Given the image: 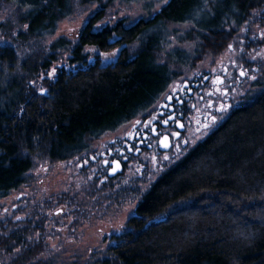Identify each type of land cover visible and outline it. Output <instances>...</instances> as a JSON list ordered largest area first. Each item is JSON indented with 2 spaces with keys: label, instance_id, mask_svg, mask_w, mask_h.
I'll use <instances>...</instances> for the list:
<instances>
[{
  "label": "trees",
  "instance_id": "1",
  "mask_svg": "<svg viewBox=\"0 0 264 264\" xmlns=\"http://www.w3.org/2000/svg\"><path fill=\"white\" fill-rule=\"evenodd\" d=\"M114 1L0 0V199L22 191L34 168L74 158L153 111L207 58L264 27V0H157L153 15L96 28ZM95 2L75 40L46 42L77 15L75 3L84 12ZM91 46L121 52L89 61ZM64 54L75 66L48 76ZM251 91L142 192L136 215L93 264H264V91ZM56 199H28L27 220L0 217V264L90 263L49 242L57 230L46 228V210L71 206Z\"/></svg>",
  "mask_w": 264,
  "mask_h": 264
},
{
  "label": "flooded vegetation",
  "instance_id": "2",
  "mask_svg": "<svg viewBox=\"0 0 264 264\" xmlns=\"http://www.w3.org/2000/svg\"><path fill=\"white\" fill-rule=\"evenodd\" d=\"M235 61L237 63H217L204 72L193 73L187 79L176 82L153 111L107 132L87 150L69 159L68 163L76 167V178L84 180V184L79 186L82 192L80 196H71L70 211L66 204L60 202V193L55 195L56 201L60 203L57 208L46 210L48 222L57 227L56 225L69 214L71 222L86 220L85 224H90L92 216L100 217L108 209V212H112L115 201L120 197L124 201L127 198L135 200L137 211L144 183L147 182L151 186L174 162L167 168L161 166L163 169L154 173L152 178H147L148 174L144 172V168L155 158L174 149L187 151L191 141L197 139L196 136L206 134L201 139L208 136L245 100L251 88H247L242 94L246 83L241 72L236 71V67L238 64L244 67L254 64L258 66V62L249 60L246 56L240 60L235 58ZM20 201L12 206L9 216H14L15 220H27L32 207L28 205L27 197L26 203ZM100 203H104L105 208L110 205L101 213L96 214L93 211L92 216L90 213L82 218V214L87 211L86 206L93 207ZM136 211L128 220L136 215ZM128 220L120 232L109 235L108 239L113 240L109 246L116 244V236L127 228Z\"/></svg>",
  "mask_w": 264,
  "mask_h": 264
},
{
  "label": "rangeland",
  "instance_id": "3",
  "mask_svg": "<svg viewBox=\"0 0 264 264\" xmlns=\"http://www.w3.org/2000/svg\"><path fill=\"white\" fill-rule=\"evenodd\" d=\"M163 3L166 0L161 1ZM75 10L78 12L76 16L63 20L57 27L54 35H52L47 43H51L54 39L65 36L66 38L75 40L78 37L81 29L88 20V17L92 15L97 9L100 8V3H91L82 12L80 8L75 3ZM160 7L157 5V0H117L112 3V7H108V15L102 19L96 26V28H101L107 24H114L118 20L128 17L131 23H134L141 17H148L153 15L155 11ZM250 43L251 48H247L246 43ZM255 44H252V43ZM249 49V50H246ZM86 50L90 53L89 61H94L96 56L100 57L103 63L110 62L116 59L121 51V47L115 48L110 52H100L95 47H87ZM247 59H252L256 61L258 59H263L264 61V27L254 29L252 32L248 33V38L241 37L239 39V45L236 46L235 43H231L229 47L219 55L215 62H211V57L208 60L202 62L196 69H193L188 77L193 73L204 72L215 66L217 63L222 65L227 61H235V58L240 60L242 57ZM163 54H160L161 57ZM67 54H64L63 58L57 60L49 69L48 76L54 77L58 67L73 68L75 65L70 64L67 59ZM237 63V62H236ZM236 67L237 72H241L245 79V87L242 90V94L246 92L247 88H251V95H257L264 91V67L259 65H253L251 67L240 66ZM217 67V66H216ZM206 134L201 136H196V140L191 141V148L194 144L204 137ZM186 151L172 150L170 153L163 154L161 157L155 158V160L150 162L145 168L147 178H152L154 173H158L163 168H167L173 162L175 163L184 154H186L191 148ZM163 166V168H161ZM75 165L66 162H56L53 164H43L40 167H36L32 170L34 175L33 179L29 178L28 185L23 187L22 191H15L10 194V196L0 199V217L8 216L9 211L13 205H15L18 200L25 202V198L31 199L32 205H40L44 199L54 200L55 195H61L60 199H65L66 201L71 198V196L78 194L81 195L80 185L84 184V180L81 178H76L75 175ZM151 181V180H148ZM85 188V186H83ZM149 185L144 183L141 189V193L148 190ZM133 194V193H132ZM55 196V197H54ZM25 197V198H24ZM132 198V195L130 196ZM81 199V198H80ZM116 200V199H115ZM20 201V202H21ZM29 202V200H28ZM137 202L132 199L127 198L126 201L122 197L115 201V206H113L112 212L108 211L100 217H95L94 213H101L109 207L105 208L104 203H100L97 206H86V212L82 214V218L86 217L91 213V223L85 224L86 220H75L71 222V217L68 214L61 220V223L55 224L45 222L46 228H51L57 230L55 236H50L49 242L57 250H65L64 255L70 256L78 255L82 257L83 260L90 262L96 261L99 257H102V251L106 249L113 240L108 239L109 235L120 232L125 225L128 218L133 215L136 211ZM68 211L70 207L66 205ZM112 207V206H111ZM55 208L57 206L55 205ZM33 211V210H32ZM96 264V263H94Z\"/></svg>",
  "mask_w": 264,
  "mask_h": 264
},
{
  "label": "water",
  "instance_id": "4",
  "mask_svg": "<svg viewBox=\"0 0 264 264\" xmlns=\"http://www.w3.org/2000/svg\"><path fill=\"white\" fill-rule=\"evenodd\" d=\"M187 83V82H186ZM170 97V96H169ZM164 148V147H163Z\"/></svg>",
  "mask_w": 264,
  "mask_h": 264
}]
</instances>
